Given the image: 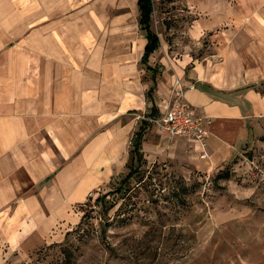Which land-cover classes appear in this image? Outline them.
Returning <instances> with one entry per match:
<instances>
[{"label":"rangeland","instance_id":"rangeland-1","mask_svg":"<svg viewBox=\"0 0 264 264\" xmlns=\"http://www.w3.org/2000/svg\"><path fill=\"white\" fill-rule=\"evenodd\" d=\"M152 1L159 45L149 56L151 68L140 64L145 100L128 110L138 124L128 135L126 160L80 202L40 200L45 216L26 228V244L4 249L2 264H264V126L257 131L250 122V136L235 144L231 157L201 171L187 158L199 156L190 142L162 137L142 118L163 97L158 83L170 89L176 70L184 82L213 93L202 74L223 66L226 79L242 85L216 94L238 98L253 88L264 96L262 74L250 76L264 67V0ZM116 2L123 3L128 30L139 20L135 0ZM72 8L79 12L77 4ZM105 10L114 16L112 6ZM120 49L132 52L133 37ZM140 130L142 141L159 146L155 158L141 150L142 141L133 150ZM19 174L21 194L37 193Z\"/></svg>","mask_w":264,"mask_h":264},{"label":"crops","instance_id":"crops-1","mask_svg":"<svg viewBox=\"0 0 264 264\" xmlns=\"http://www.w3.org/2000/svg\"><path fill=\"white\" fill-rule=\"evenodd\" d=\"M116 1L0 0V264L4 249L26 244V228H35L45 216L40 200L63 206L80 202L127 158V138L138 124L128 110L141 109L145 100L139 70L146 38L138 23L125 30L123 3ZM75 4L79 12L73 14ZM107 6L114 16L105 13ZM133 10L139 13L137 0ZM129 37L134 49L122 53V41ZM176 72L172 82L183 76ZM225 74L221 66L200 79L217 92L242 85ZM250 74L264 77V67ZM192 87L186 99L198 115L209 117V156L187 158L193 167L209 171L248 139L250 122L262 129L264 96L253 88L237 98L212 93L205 85ZM168 90L158 83L163 97L150 107L153 115L164 111ZM141 146L154 158L160 150L146 140ZM182 152L180 147L176 153ZM21 171L38 186L37 193L21 194Z\"/></svg>","mask_w":264,"mask_h":264},{"label":"built area","instance_id":"built-area-1","mask_svg":"<svg viewBox=\"0 0 264 264\" xmlns=\"http://www.w3.org/2000/svg\"><path fill=\"white\" fill-rule=\"evenodd\" d=\"M190 85L193 84L176 78L169 89L164 111L156 115L149 111L143 114L142 118L146 123L155 125L161 133L194 141L198 146L199 157L205 159L209 156L207 151L209 117L198 115L186 99L185 92L191 88Z\"/></svg>","mask_w":264,"mask_h":264},{"label":"trees","instance_id":"trees-1","mask_svg":"<svg viewBox=\"0 0 264 264\" xmlns=\"http://www.w3.org/2000/svg\"><path fill=\"white\" fill-rule=\"evenodd\" d=\"M137 7L139 11L138 28L146 38V44L144 46L143 54L141 57V63L145 65V68L149 70V56L158 48L159 38L157 34L151 28V19L153 12L152 0H137ZM151 88L148 90L150 91ZM141 141V130L136 133V141L134 143V149L138 148Z\"/></svg>","mask_w":264,"mask_h":264},{"label":"bare ground","instance_id":"bare-ground-1","mask_svg":"<svg viewBox=\"0 0 264 264\" xmlns=\"http://www.w3.org/2000/svg\"><path fill=\"white\" fill-rule=\"evenodd\" d=\"M176 78H178V77H175V78L173 79V82H172V84L174 83V80H175ZM190 86L192 87L193 85H190Z\"/></svg>","mask_w":264,"mask_h":264}]
</instances>
